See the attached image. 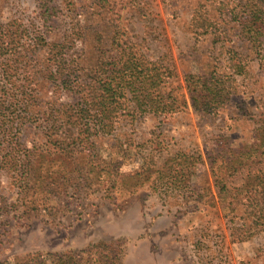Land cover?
I'll use <instances>...</instances> for the list:
<instances>
[{
    "label": "rangeland",
    "instance_id": "374dc122",
    "mask_svg": "<svg viewBox=\"0 0 264 264\" xmlns=\"http://www.w3.org/2000/svg\"><path fill=\"white\" fill-rule=\"evenodd\" d=\"M1 19L43 31L50 42L73 38L77 53L68 61H77L83 83L123 54L167 68L159 93L175 111H122L115 138L135 148L157 136L158 166L177 154L194 165L184 169V187L161 189L153 177L132 194L110 195L78 171L64 173L62 158L43 162L26 189L15 185L25 174L0 171V264H31L38 254L87 258L83 252L100 244L111 264H140L147 241L153 255L143 264H264V0H0ZM191 74L214 81L222 99L196 110ZM39 95L47 100L41 108H58L50 92ZM37 124L20 137L25 148L43 145ZM117 140H104V156L117 158Z\"/></svg>",
    "mask_w": 264,
    "mask_h": 264
},
{
    "label": "trees",
    "instance_id": "16d2710c",
    "mask_svg": "<svg viewBox=\"0 0 264 264\" xmlns=\"http://www.w3.org/2000/svg\"><path fill=\"white\" fill-rule=\"evenodd\" d=\"M73 36L78 38V33ZM74 46L73 38L68 40L65 36L50 42L43 31H30L20 24L0 20V171L25 174L28 181L16 180L15 185L26 189L32 173L38 172L43 162L48 160L51 164L62 158L69 161L64 173L78 171L82 182L104 186L107 195L119 190L132 194L153 177L154 184H160L161 189L184 187L189 181L184 169L194 165L192 156L177 154V160L174 156L158 166L156 160L164 147L157 136L139 141L135 148L131 139L115 138L118 114L122 111L131 116L147 112L167 115L175 111L174 100L159 93L171 72L167 68L160 71L152 61L141 62L136 55L123 54L125 61L110 58L102 62L101 73L83 83L77 61H68L77 53ZM185 81L196 110L210 109L223 97L214 81L193 74ZM41 92H50L51 103L58 108H41L47 105L46 98L39 95ZM122 99L131 102L132 108L123 110ZM86 118L96 122L92 126L84 122ZM64 119L73 127L66 128ZM37 122L44 143L25 148L20 137ZM106 139L117 140V158L104 156L102 146ZM71 167L74 168L70 170ZM51 184L57 185L55 188L62 195L67 193L62 185ZM259 208L264 213V208ZM83 254L87 258L71 253L46 257L38 254L29 263L111 264L104 244L90 247Z\"/></svg>",
    "mask_w": 264,
    "mask_h": 264
},
{
    "label": "crops",
    "instance_id": "0c3cea01",
    "mask_svg": "<svg viewBox=\"0 0 264 264\" xmlns=\"http://www.w3.org/2000/svg\"><path fill=\"white\" fill-rule=\"evenodd\" d=\"M147 243V247L146 246H143V245H145V243H141V244H139V248H141V253H143V255H142V258H143V260L140 258L139 259V261H140V264H143V263H147L148 261H147V256H148V258L151 256V255H153L152 254V244H151V242L150 241H147L146 242ZM138 250V248H133V253H136V251ZM155 255H157V256H159L160 254H158V253H155ZM150 264H158V262L156 261V262H154V263H150Z\"/></svg>",
    "mask_w": 264,
    "mask_h": 264
}]
</instances>
